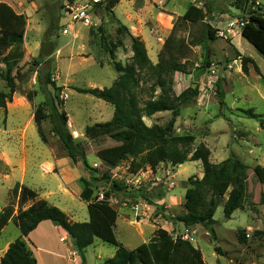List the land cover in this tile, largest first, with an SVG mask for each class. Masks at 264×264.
Instances as JSON below:
<instances>
[{
  "label": "rangeland",
  "instance_id": "374dc122",
  "mask_svg": "<svg viewBox=\"0 0 264 264\" xmlns=\"http://www.w3.org/2000/svg\"><path fill=\"white\" fill-rule=\"evenodd\" d=\"M111 1L102 0L101 5L94 7L93 25L86 27L74 24L64 11L67 4L78 6L86 0H0V5L21 16L25 23L21 44L23 57L13 70L15 77L12 83L16 91L11 102L21 99L27 107L25 116L29 119L33 118L35 108L44 104L46 117L41 125L46 143L57 157H67L70 161L61 141L51 132L53 106L65 111L66 126L73 139L84 147L88 163L85 166L81 160L76 164L70 161V168L63 170L62 166L60 171L54 169L57 173L46 174L43 178L29 166L26 181L35 187L45 188L40 190L43 194L46 189L52 190L54 195L47 201L63 210L71 220L81 222L88 219L87 203L78 196L83 188L81 179H86L94 189L93 196L106 199L116 209L115 236L128 249L147 242L154 230L162 227L175 238L187 233V239L200 249L205 264H264V232L258 233L264 231V204L260 202L264 185L253 173L254 165H264V125L260 123V119H264V85L261 80L264 56L241 36V28L227 31L229 19H244L257 2L264 7V0H117L109 7ZM189 4L203 9V20H181ZM4 14L0 8V31H16V28L8 27L10 24ZM208 25L224 30L225 36L216 35L215 40L208 39ZM63 27L67 28V33L62 32ZM132 36H138L144 42L153 63L157 62L164 45L175 47L172 53L183 64L184 72L170 74L172 96L176 97L183 91L189 95L194 89L198 90L196 97L180 106L175 133L193 135L192 148L206 146L213 163L234 157L248 166L249 198L230 218L223 214L226 195L222 198L213 215L215 239L203 225L184 226L174 219L184 211L188 178L202 176L200 161H186L176 166L162 163L155 171L145 167L138 173H132L128 159L113 168L102 164L96 156L99 145L84 136L86 126L111 118L113 106L77 89L110 87L117 73L107 47L121 41L115 50V60L126 64L132 55ZM11 47L6 45L5 38H0L1 55ZM237 52L251 57L260 73L249 64V73L244 74ZM0 69H4L3 63H0ZM149 85V81L141 84L144 90L140 96L143 99L149 96ZM0 90L7 91L1 78ZM159 91L157 88L154 94ZM31 92L32 101H29L25 93ZM247 110H252L257 117L246 114ZM2 112L0 108V150L5 145L9 150L11 146L3 138L5 114ZM170 118V112H159L145 117L144 121L148 125H164ZM12 123L11 128L19 127L13 118ZM28 137L34 144L45 146L34 123L28 130ZM6 169L9 170L0 162V210L12 202L15 213L17 205L11 189L18 181L19 172L8 173ZM105 172L109 175L108 182L102 178ZM76 174L80 177L74 178ZM63 178L69 183L66 194L57 188L59 183L63 186ZM113 180L122 188L112 190ZM29 202L32 201L24 203L22 208ZM52 233L54 242H58V234L54 230ZM238 234L244 235L246 241L239 242ZM18 236V227L9 222L0 233V246ZM60 241L61 245L68 244V240ZM215 247L219 248V253ZM34 252L38 255L36 250ZM114 252L113 245L95 239L84 251L83 264H102ZM75 257L80 255L77 253ZM56 264L72 263L57 258Z\"/></svg>",
  "mask_w": 264,
  "mask_h": 264
},
{
  "label": "trees",
  "instance_id": "16d2710c",
  "mask_svg": "<svg viewBox=\"0 0 264 264\" xmlns=\"http://www.w3.org/2000/svg\"><path fill=\"white\" fill-rule=\"evenodd\" d=\"M116 1H111L109 7H112ZM99 5L101 2L95 6ZM0 8L5 13L6 22L10 24L8 27L16 28V31H0V38H5L6 45L12 46L6 54H0V63L4 64V69H0V78L5 81L7 87V91L0 90V108L6 111V104L11 101L16 91L12 83L15 77L13 70L23 57L21 44L25 23L21 16L13 13L5 5H0ZM204 17L205 12L202 8L189 4L180 18L183 21L198 22ZM244 21V26L240 30L241 36L264 56V7L257 3L255 7L248 10ZM208 26V39L215 40L217 29L211 25ZM120 42L110 43L107 47L113 60V68L117 73L112 85L104 88L77 89L113 106L111 118L86 126L84 136L99 145L96 156L102 164L113 168L128 159L129 170L132 173H138L145 167L155 171L162 163L176 166L186 161H200L202 176L188 178L183 201L184 211L174 219L184 226L203 225L213 233V239H215L212 227L213 215L222 198L226 195L223 202V214L226 218H230L236 209L242 208L244 201L249 198L247 194L248 166L234 157L213 163L209 159L210 151L206 146L192 148L195 139L193 135L175 133V120L180 114V106L198 94L197 89L189 95H186V91L176 97L170 94L172 83L170 74L175 71L184 72L183 64L172 53L175 47L164 45L158 53L157 62L153 63L147 55L144 42L138 36H132L130 45L132 55L129 62L122 64L115 60V50ZM237 56L244 74L249 73V64H252L254 70L260 73L251 57L239 52ZM204 62L209 63L207 59ZM261 80L264 85L263 75ZM148 81L150 82L149 96L143 99L140 96L144 90L141 84ZM52 84H54L53 81ZM217 86L220 85L217 84ZM157 88L160 91L155 95ZM32 94L33 92L25 93L29 101H32ZM222 97L223 93H221L220 103ZM53 109L54 111L50 114L51 132L61 141L73 164L81 160L85 166H88L84 147L81 142L73 139L66 126V112L59 111L54 106ZM44 110V104L38 105L33 119L41 140L46 143L47 139L41 125L46 117ZM159 112L171 113V118L166 124L145 123V117H151ZM245 113L251 117H257L252 110H247ZM260 123L264 125V119H260ZM253 173L258 182L264 185V165H254ZM102 178L108 182V173L105 172ZM81 182L83 188L79 196L87 203L88 210V219L81 222L71 220L63 210L40 198L34 189L15 183L11 189V196L16 199L17 211L14 213L12 202L0 210V233L12 220L18 227L20 236L9 243L7 250L0 258V264H36V259L24 237L43 220H50L67 232L76 252L80 255V264L84 263L85 249L93 244L95 239L115 247L114 255L105 259L102 264H205L199 248L187 239L173 237L162 227H157L147 242L133 249L124 247L115 236L116 209L106 199H98L97 195L93 196L94 189L89 181L81 179ZM94 187L97 188V186ZM121 188L116 181L111 182L112 190ZM27 201L32 202L30 206L23 209L22 205ZM260 202L264 204L263 192L260 195ZM263 232L258 231L259 234ZM238 240L246 241L242 234H238ZM214 249L219 253L218 247Z\"/></svg>",
  "mask_w": 264,
  "mask_h": 264
},
{
  "label": "crops",
  "instance_id": "0c3cea01",
  "mask_svg": "<svg viewBox=\"0 0 264 264\" xmlns=\"http://www.w3.org/2000/svg\"><path fill=\"white\" fill-rule=\"evenodd\" d=\"M3 113L5 114L3 115V118H5V126L3 128L5 135L3 138H5L8 144L11 146V149L6 150V145L3 146V148L0 150V161L3 165L7 166L9 170L6 169V171H8V173L14 172L15 170L19 172L18 181L16 182L34 189L37 191L40 198L47 200L50 196L54 195V192L50 189H46L44 192L45 194H43L40 192V190L45 188L41 186L35 187L33 184H29V181H26V175L29 166L34 167L36 171L39 172V177L43 178L46 174L57 173L54 172V169H58L60 171L62 166L63 170L66 169L65 167L70 168V161L67 159V157H64L63 159L57 157L52 147L47 143H44L45 146H40L34 144L33 140L31 141V139L28 137V130L33 125V123L35 125V122L33 118L29 119L27 116H25V113H27V107L21 99H15L12 102H7L6 111L3 110L2 114ZM12 118L15 119L16 123L19 125V127L16 129L11 128L10 126L13 124ZM22 125H24L23 128L21 127ZM8 173L5 175H8ZM76 177L80 176L76 174L74 178ZM15 183L13 185H15ZM63 186L59 183L57 186L58 191L66 194L67 190H69V183H67L65 178H63ZM79 195L80 193L78 196ZM30 204L31 202H29L25 208L30 206ZM11 221L12 220L9 222ZM53 230L58 234L59 243L61 242L60 240H68V244L66 246L61 245L62 243L59 245L58 242H54L52 238ZM24 239L36 259V264H56L57 258L65 259L72 264H80L81 262L80 257H75L77 252L70 247V243L72 244V241L67 232L50 220L41 221L35 227V229H33L26 237H24ZM12 241L13 240L6 241L2 246H0V258L3 256L8 248L9 243ZM31 247H34V250L38 252V255L35 254ZM72 247H74L73 244ZM58 250L60 252H57ZM71 252H74L75 254L72 255Z\"/></svg>",
  "mask_w": 264,
  "mask_h": 264
},
{
  "label": "built area",
  "instance_id": "2783aa9c",
  "mask_svg": "<svg viewBox=\"0 0 264 264\" xmlns=\"http://www.w3.org/2000/svg\"><path fill=\"white\" fill-rule=\"evenodd\" d=\"M101 1L102 0H86L84 4H80L78 6L67 4L65 6L64 11L74 24L80 23L83 26L88 27L90 25H93V21H92L93 12L92 11L95 5ZM244 23H245L244 19L231 18L227 21V31L233 30L234 27L242 28L244 26ZM62 32L67 33L68 32L67 28L63 27ZM216 35L219 37H224L225 36L224 30L217 29ZM100 198H103V197H100ZM187 236H188L187 233H185V235L182 236L181 238L187 239ZM71 254L73 255L75 253L71 252Z\"/></svg>",
  "mask_w": 264,
  "mask_h": 264
}]
</instances>
